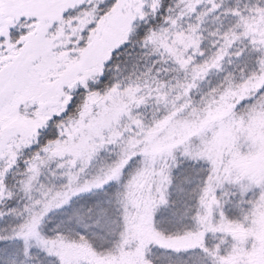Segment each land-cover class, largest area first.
Wrapping results in <instances>:
<instances>
[{
  "label": "snow or ice",
  "instance_id": "snow-or-ice-1",
  "mask_svg": "<svg viewBox=\"0 0 264 264\" xmlns=\"http://www.w3.org/2000/svg\"><path fill=\"white\" fill-rule=\"evenodd\" d=\"M0 264H264V0H0Z\"/></svg>",
  "mask_w": 264,
  "mask_h": 264
}]
</instances>
